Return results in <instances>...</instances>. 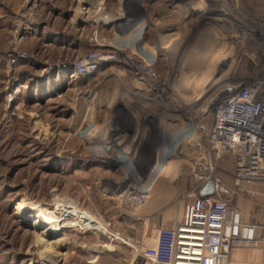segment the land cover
I'll use <instances>...</instances> for the list:
<instances>
[{
    "label": "rangeland",
    "instance_id": "1",
    "mask_svg": "<svg viewBox=\"0 0 264 264\" xmlns=\"http://www.w3.org/2000/svg\"><path fill=\"white\" fill-rule=\"evenodd\" d=\"M128 1L94 0L81 20L78 0H0V264H48L50 249L57 264H144L142 239L198 196L195 173L232 187L230 157L198 169L179 138L212 125L226 87L264 77V0ZM91 50L114 59L70 78ZM249 185L264 186L237 195ZM24 200L59 218L69 201L101 229H63L53 249Z\"/></svg>",
    "mask_w": 264,
    "mask_h": 264
},
{
    "label": "built area",
    "instance_id": "2",
    "mask_svg": "<svg viewBox=\"0 0 264 264\" xmlns=\"http://www.w3.org/2000/svg\"><path fill=\"white\" fill-rule=\"evenodd\" d=\"M110 59L114 54L88 51L72 61L69 77L91 78ZM223 92L210 100L212 125L201 117L194 129L181 131L179 143L197 152L198 169L212 172L218 167L213 160L230 157L232 187L216 173H195L199 190L212 179L213 192L185 202L178 223L161 226L143 240L139 256L144 264H228L236 248L264 249V236L255 238L230 204L244 184H264V77ZM79 227L84 230L86 221Z\"/></svg>",
    "mask_w": 264,
    "mask_h": 264
},
{
    "label": "crops",
    "instance_id": "3",
    "mask_svg": "<svg viewBox=\"0 0 264 264\" xmlns=\"http://www.w3.org/2000/svg\"><path fill=\"white\" fill-rule=\"evenodd\" d=\"M122 3H123L122 4L123 7L125 4L129 3V1ZM130 12H132V10L123 9L116 13L117 15H121V17L123 18L126 17L127 22L130 23L131 18L134 16V13L133 12L130 13ZM103 19H105L104 21H102L103 26H105L107 23L111 21L110 18L107 17L106 18L104 17ZM117 25L119 30H121V28H123L124 26V24H117ZM199 191H198V196H199ZM230 204L238 212L240 223L252 228V234L255 238H260L264 236V186L261 185L247 186L246 192L243 193L242 195L239 194L233 197V199L230 200ZM182 207L180 209V213L177 214L175 217L164 215V217L159 218L160 222L162 224L167 223V225L165 226H172L178 223L181 219ZM156 229H154V232H152L150 236H154ZM144 239H142L140 245L142 244ZM233 251L229 256L228 264H264V249L262 248L259 247L251 248V249L247 248L242 250L236 249Z\"/></svg>",
    "mask_w": 264,
    "mask_h": 264
},
{
    "label": "bare ground",
    "instance_id": "4",
    "mask_svg": "<svg viewBox=\"0 0 264 264\" xmlns=\"http://www.w3.org/2000/svg\"><path fill=\"white\" fill-rule=\"evenodd\" d=\"M78 2H80L79 8L81 9L75 11L74 17L76 19L83 20V17L85 16V14H87L89 9L91 10L94 7L93 6L94 0H78ZM100 14L102 15V13ZM84 21L87 22V19H85ZM113 54L114 53H112V55ZM61 203H63V205L67 204L66 206L63 207L64 214H62V216L64 218H59L54 212H50L39 205L32 204L25 200L22 201V203L18 206L17 210L31 212L33 220L35 222L34 224H38V225L45 224L42 234L49 239L50 245L52 246L53 249L57 248L59 245L63 243L64 237H62L63 239L60 237L63 229H72L75 227H79L82 224H84L85 221L87 223V227L84 229L92 230V231H99L101 229L100 223H98L92 216L88 214H84L83 211L78 212V210H76L69 201L66 202L62 201ZM55 255L52 253V250L50 249V251H48L42 257V260L48 264H57L58 260L55 257Z\"/></svg>",
    "mask_w": 264,
    "mask_h": 264
},
{
    "label": "water",
    "instance_id": "5",
    "mask_svg": "<svg viewBox=\"0 0 264 264\" xmlns=\"http://www.w3.org/2000/svg\"><path fill=\"white\" fill-rule=\"evenodd\" d=\"M213 192L212 179L205 184V186L199 191V196H204L206 194H211Z\"/></svg>",
    "mask_w": 264,
    "mask_h": 264
},
{
    "label": "trees",
    "instance_id": "6",
    "mask_svg": "<svg viewBox=\"0 0 264 264\" xmlns=\"http://www.w3.org/2000/svg\"><path fill=\"white\" fill-rule=\"evenodd\" d=\"M140 259H141V258H140ZM141 262L144 263L142 259H141Z\"/></svg>",
    "mask_w": 264,
    "mask_h": 264
}]
</instances>
